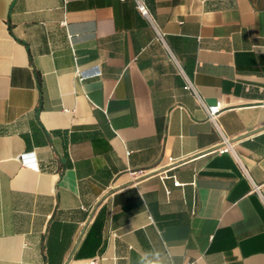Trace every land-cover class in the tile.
Here are the masks:
<instances>
[{
    "label": "crops",
    "instance_id": "obj_1",
    "mask_svg": "<svg viewBox=\"0 0 264 264\" xmlns=\"http://www.w3.org/2000/svg\"><path fill=\"white\" fill-rule=\"evenodd\" d=\"M142 1L0 0V264H264V0Z\"/></svg>",
    "mask_w": 264,
    "mask_h": 264
},
{
    "label": "built area",
    "instance_id": "obj_2",
    "mask_svg": "<svg viewBox=\"0 0 264 264\" xmlns=\"http://www.w3.org/2000/svg\"><path fill=\"white\" fill-rule=\"evenodd\" d=\"M136 4H137V8H138L139 12L144 17L150 19L151 18L150 11L147 8V6L145 5V3L142 0H136ZM159 37L162 38V35L159 34ZM76 72H77L78 78L81 81H83V80H85L87 78L99 76V75L102 74L99 67H95L94 71L83 70V69L78 68ZM184 88L186 90L191 91L197 97V99L200 102H202V99H201L200 95L198 94V91H197L195 85L191 81H188ZM210 117L212 119H215V116L213 114H211V113H210ZM231 150H232V146H231L230 141L227 138H224L222 140V144L218 147V149H216V151L219 152V153H226V152H229ZM179 185H180L179 181H174V186H179ZM95 263H96V260H91L88 264H95ZM186 264H193V263L192 262H188Z\"/></svg>",
    "mask_w": 264,
    "mask_h": 264
}]
</instances>
